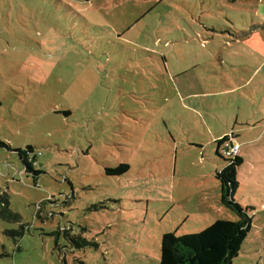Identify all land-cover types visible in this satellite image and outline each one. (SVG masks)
Listing matches in <instances>:
<instances>
[{
  "label": "rangeland",
  "instance_id": "374dc122",
  "mask_svg": "<svg viewBox=\"0 0 264 264\" xmlns=\"http://www.w3.org/2000/svg\"><path fill=\"white\" fill-rule=\"evenodd\" d=\"M225 133L233 264H264V0H0V264H159L238 220Z\"/></svg>",
  "mask_w": 264,
  "mask_h": 264
},
{
  "label": "trees",
  "instance_id": "16d2710c",
  "mask_svg": "<svg viewBox=\"0 0 264 264\" xmlns=\"http://www.w3.org/2000/svg\"><path fill=\"white\" fill-rule=\"evenodd\" d=\"M228 139L229 136L226 135L216 140L217 153L228 160V164L217 173V178L222 184L221 204L233 210L239 219H218L204 230L193 234L177 235L175 231L164 233L159 264H233L234 258L242 250L252 226V217L248 213L249 207L239 204L234 198L240 185L238 169L244 163V157L238 152L232 158H227L219 151L221 144ZM3 143L0 141V144ZM18 151L26 170L39 172L34 170L35 159L30 160L28 157V153L34 152V148L29 146L27 150ZM128 168L127 164H123L112 171L124 173Z\"/></svg>",
  "mask_w": 264,
  "mask_h": 264
},
{
  "label": "built area",
  "instance_id": "2783aa9c",
  "mask_svg": "<svg viewBox=\"0 0 264 264\" xmlns=\"http://www.w3.org/2000/svg\"><path fill=\"white\" fill-rule=\"evenodd\" d=\"M241 148V144L233 138H229L226 142L222 143L220 146V153L227 157L232 158L235 156Z\"/></svg>",
  "mask_w": 264,
  "mask_h": 264
},
{
  "label": "crops",
  "instance_id": "0c3cea01",
  "mask_svg": "<svg viewBox=\"0 0 264 264\" xmlns=\"http://www.w3.org/2000/svg\"><path fill=\"white\" fill-rule=\"evenodd\" d=\"M224 135H226V133H225ZM224 135H223V136H224ZM220 138H222V137H219L218 139H220ZM236 140L238 141V139H237V138H236ZM238 142H239V141H238ZM239 143H240V142H239Z\"/></svg>",
  "mask_w": 264,
  "mask_h": 264
}]
</instances>
